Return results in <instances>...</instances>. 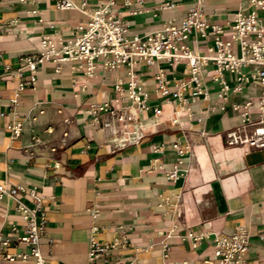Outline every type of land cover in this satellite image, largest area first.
I'll return each instance as SVG.
<instances>
[{
  "label": "crops",
  "instance_id": "0c3cea01",
  "mask_svg": "<svg viewBox=\"0 0 264 264\" xmlns=\"http://www.w3.org/2000/svg\"><path fill=\"white\" fill-rule=\"evenodd\" d=\"M62 1L0 0V182L5 189L33 188L41 196L39 212L46 221L39 248L45 260L83 264L93 237L100 244L121 243L98 264H114L120 256L127 264H205L217 234L244 230L243 264H264V147H225L220 136L244 112L259 116L264 85L250 75L252 66L240 68L247 80L223 71L224 96L209 60L202 69L207 97L192 98L187 88L186 102H178L161 94L156 77L162 73L174 91L175 83L190 78L186 60L140 61L132 72L145 94V109L128 99L127 66L104 69L97 62L87 75L84 61L48 59L31 73L26 61L38 55L43 36L53 43L72 38L79 34L75 26L88 20L78 9L60 7ZM70 1L77 6L85 1L89 11L107 0ZM110 1L126 38L167 21L179 24L193 6V0ZM248 4L205 0L203 13L229 40L234 14ZM256 11L264 23V9ZM185 43L199 55L215 56L210 27L204 35L191 32ZM232 47L239 55L238 45ZM118 79L124 95L116 102ZM19 82H25L22 88ZM102 103L122 109L118 115L127 118L125 130L134 140L113 146L110 139L126 137L124 123L113 117L116 133L94 123L90 108ZM98 115L105 121L108 113ZM17 124L15 134L11 128ZM20 203L31 204L23 191L0 197V235L11 240L0 246V264H7V253L28 251L14 243L24 224Z\"/></svg>",
  "mask_w": 264,
  "mask_h": 264
},
{
  "label": "built area",
  "instance_id": "2783aa9c",
  "mask_svg": "<svg viewBox=\"0 0 264 264\" xmlns=\"http://www.w3.org/2000/svg\"><path fill=\"white\" fill-rule=\"evenodd\" d=\"M111 1L100 2L94 8L87 11L86 2L80 6L73 4L70 0H63L59 6L62 8H75L83 12L88 20L79 22L75 30L79 34L72 38L51 42L47 36L40 40V50L37 56H30L26 65L33 73L38 65L44 60L64 61L79 60L85 62V73L91 75L97 62L104 69H117L120 66H127L130 80L127 83L128 99L133 105L140 108H147L145 105V94L133 80V66L143 61L147 64L155 60L165 59L168 62L181 59L186 60L190 78L188 81L180 80L175 83L176 89L170 91L168 81L159 73L156 77L158 88L162 95L171 96L178 102H186L184 92L190 89V96L195 98L199 95L207 97L206 87L203 83L202 69L209 60L216 64L213 79L221 85V92L226 96L227 85L223 79V71L236 72L239 80H247L248 75L242 73L240 68L243 65L252 66V78H257L264 85V23L260 21L256 9H264V0H249L247 7L239 8L234 14L231 24L229 40H223L224 33L222 26L210 25L203 13L205 0H193V6L189 8L179 24L167 21L161 28L151 30L143 35H135L126 38V27L121 16L111 11ZM253 7V9H250ZM249 9L247 12L245 10ZM210 27L214 34L215 56L199 55L185 43L191 32L204 35ZM237 44L240 54L236 55L233 45ZM30 82H34L31 77ZM25 82H19L22 88ZM114 101L118 102L124 95V82L118 79L113 84ZM239 89V86L236 88ZM259 116L250 118L247 112L242 114L241 121L220 132L222 143L225 147L244 145L250 149L264 147V95L259 98ZM94 123H100L101 127L108 130L112 125L113 117L122 113V109L110 107L108 103H102L90 108ZM107 112L105 121L101 119L98 112ZM160 109H155V114ZM122 131L126 137L119 141L110 139L114 147H122L134 140L130 132L125 130L127 118H123ZM64 123L68 119L63 120ZM19 124L12 127L13 133H19ZM173 147L182 153L178 143ZM23 191L31 200V204L20 203L18 209L24 220L22 234L15 237L14 243H23L28 251L18 253H7L5 259L7 264H49L39 248L40 237L45 232V215L39 212L41 196L36 194L33 188L15 186L5 189L0 182V197L14 195ZM11 242L10 237L0 235V246ZM121 244L117 240L112 242L98 243L95 238H90L87 257L83 264H98L111 249ZM248 246V235L244 230H238L231 234H217L212 245V255L204 260L205 264H243V254ZM32 258V259H30ZM19 260V263H15ZM114 264H127L123 257L116 259Z\"/></svg>",
  "mask_w": 264,
  "mask_h": 264
},
{
  "label": "bare ground",
  "instance_id": "6f19581e",
  "mask_svg": "<svg viewBox=\"0 0 264 264\" xmlns=\"http://www.w3.org/2000/svg\"><path fill=\"white\" fill-rule=\"evenodd\" d=\"M114 120L115 121H120V120H123V119H122V117H120L119 115H117V116L114 117ZM110 130L112 131V133H116L117 132V130H113V121H112V125L110 126ZM114 139L116 140V138H114Z\"/></svg>",
  "mask_w": 264,
  "mask_h": 264
}]
</instances>
